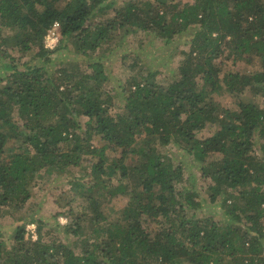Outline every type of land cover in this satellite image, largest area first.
Returning a JSON list of instances; mask_svg holds the SVG:
<instances>
[{"label":"trees","instance_id":"obj_1","mask_svg":"<svg viewBox=\"0 0 264 264\" xmlns=\"http://www.w3.org/2000/svg\"><path fill=\"white\" fill-rule=\"evenodd\" d=\"M151 32L166 46L187 37L189 49L166 77L136 61L137 74L112 94L107 63L130 37ZM61 50L86 69L51 70ZM10 51L42 64L21 70L14 56L0 77V219L12 217L14 229H0V264H264V107L256 102L264 97V0H0V53ZM221 92L234 107L215 101ZM95 138L106 143L96 147ZM173 145L193 158L205 199L196 180L179 188L186 169L167 154ZM81 167L88 181L72 179L56 200L68 218L80 205L65 230L76 239H47V225L22 213L30 189ZM117 196L128 198L125 207L108 209ZM203 201L219 204L225 219L200 215ZM157 220L169 226L149 236L145 225ZM30 223L36 241L26 238ZM88 225L93 235L83 236Z\"/></svg>","mask_w":264,"mask_h":264},{"label":"rangeland","instance_id":"obj_2","mask_svg":"<svg viewBox=\"0 0 264 264\" xmlns=\"http://www.w3.org/2000/svg\"><path fill=\"white\" fill-rule=\"evenodd\" d=\"M111 1V0H110ZM113 1V0H112ZM116 5L120 6L124 0H115ZM129 1V0H128ZM141 0H137V3ZM181 1V3H193L195 0H177ZM189 38L183 37L180 35L175 36L174 41L176 42V45L174 44L166 46L164 42L156 38V36L151 33H143L142 35H139L137 38L130 37L129 38V44H127L125 47L121 48L120 53L117 55H114L115 57L109 61L107 64L108 73H109V81L107 83L106 89L108 91H111L112 94H117L120 92L121 87L124 88L126 83L128 82L129 77L135 76L137 74V71L139 70V65L135 64L136 61H139L138 63L142 66L144 65L146 68L155 70V69H163L164 73L162 76H168L171 70L175 69L178 65L179 61L183 59V55L181 52L188 51L189 46L186 45V42ZM173 45V46H172ZM72 49V47H70ZM11 55V56H10ZM9 57L5 58L0 53V77H4L5 74L4 65L9 62V59L11 57H22L20 62H17L18 67L22 70L24 69V64L28 65H39L42 64V59L39 57H28L25 56V54L20 52H14L10 51ZM126 56V64L129 67V69L124 70L122 67V61H120L121 56ZM172 55V56H171ZM62 62V63H61ZM61 63V64H60ZM61 65H67L70 67V69H80L85 70L86 69V63L83 61L81 57L75 56L73 53L67 51V50H61L57 53L55 56V60L50 64L51 70H56L61 67ZM134 66V67H133ZM131 67V68H130ZM133 68V69H132ZM242 69L241 64H237L236 69ZM226 69V67H224ZM133 70V71H132ZM160 78V77H159ZM158 78V79H159ZM4 83V82H3ZM126 88V86H125ZM249 97H252L250 93L247 94ZM253 98V97H252ZM215 101H217L221 106L232 108L235 106L234 99L225 92H221L219 94H216L214 97ZM117 105L112 109V113H117L118 109L120 107L119 99L117 98ZM256 102L261 106L264 107V97H259L256 99ZM121 109L119 110V112ZM210 136L207 132H202L199 134V137L205 138L207 136ZM94 146L96 147H102L106 142L101 141L99 138H95ZM170 149L167 150V154L176 161V163H183L184 167L186 169V181L179 185V188L188 189L189 191L193 188L194 189V182L199 180V169L197 165L195 164L192 157H190L185 151H182L178 148V146L173 145L169 147ZM164 151V150H163ZM110 154V152L108 151ZM122 151L116 152L115 154H110V158L112 157H121ZM90 159V158H88ZM111 161V160H110ZM97 164V158H94V162L90 163L88 165V171L94 167V165ZM80 169L74 170V173L67 174L64 171H56L52 175L48 177H44L43 180L36 186H33L31 191V199L28 201V203L25 206V209L22 213H26L27 215L33 214L36 219H41L46 225L47 228L45 232L47 231L48 236L47 239H58L63 244H69L73 243L75 241L76 237L72 234L65 233V230L69 231L68 227L74 228V219H77V217L82 213V210L79 209L80 205L77 203V206L74 208L75 211L70 217L65 215H59L58 213L63 211H68L69 206H67L66 209H61L59 204L56 202V200L59 198L60 194L65 191H71L73 185L71 186L69 184V181L72 179H81L83 181H88V177L83 176ZM95 177V176H94ZM117 185V182L114 183ZM196 192L200 195L198 201H201L207 197V194L205 191H203L200 186V181L196 182ZM199 188V189H198ZM128 202V198L124 196H117L114 199L108 200L107 206L108 209H114V210H120L125 207V205ZM79 203L82 204L81 201ZM204 214L209 217H213L216 220L225 219L223 208L218 205H211L209 202L206 203L203 201V205L200 210V215ZM72 220V221H71ZM13 219L12 217H4L0 219V229L6 233V235H11L13 232V226L12 225ZM145 223V222H144ZM169 224H161L160 220L154 221V222H148L145 227L146 231L149 234V236H153L157 230H159L161 227H168ZM61 227V228H60ZM26 238L31 241H36L38 239V232H37V225L30 223L26 226ZM83 236H92L93 235V229L91 226H87L83 232ZM80 234V236L82 235Z\"/></svg>","mask_w":264,"mask_h":264},{"label":"built area","instance_id":"obj_3","mask_svg":"<svg viewBox=\"0 0 264 264\" xmlns=\"http://www.w3.org/2000/svg\"><path fill=\"white\" fill-rule=\"evenodd\" d=\"M59 25L56 23L54 26L49 30L47 37H46V48L53 50L59 44L60 33L58 31Z\"/></svg>","mask_w":264,"mask_h":264}]
</instances>
